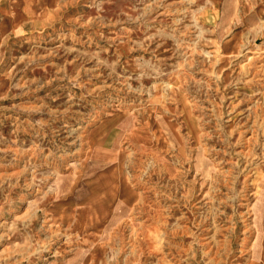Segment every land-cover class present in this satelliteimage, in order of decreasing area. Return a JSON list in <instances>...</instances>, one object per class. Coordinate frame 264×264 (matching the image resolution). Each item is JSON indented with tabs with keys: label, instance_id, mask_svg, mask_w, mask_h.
<instances>
[{
	"label": "rangeland",
	"instance_id": "obj_1",
	"mask_svg": "<svg viewBox=\"0 0 264 264\" xmlns=\"http://www.w3.org/2000/svg\"><path fill=\"white\" fill-rule=\"evenodd\" d=\"M263 213L264 0H0V264H264Z\"/></svg>",
	"mask_w": 264,
	"mask_h": 264
},
{
	"label": "bare ground",
	"instance_id": "obj_2",
	"mask_svg": "<svg viewBox=\"0 0 264 264\" xmlns=\"http://www.w3.org/2000/svg\"><path fill=\"white\" fill-rule=\"evenodd\" d=\"M209 3V2H208ZM263 103V102H262ZM197 122V121H196ZM198 125V124H197ZM118 161V160H117ZM118 164V163H117ZM112 165V164H111ZM114 165V164H113ZM109 167V166H108ZM112 167V166H111ZM121 167V166H120ZM120 167H119V169H120ZM113 168V167H112ZM108 169V168H107ZM106 169V170H107ZM102 173V172H101ZM118 175V174H117ZM114 176V175H113ZM71 177H72V175H71ZM118 178H119V176H118ZM119 180V179H118ZM117 181V180H116ZM263 185V184H262ZM67 186V185H66ZM70 188V187H69ZM118 191H119V189H118ZM103 193V192H102ZM101 193V194H102ZM73 197V196H72ZM258 198V197H257ZM259 200V199H258ZM259 202V201H258ZM76 206V205H75ZM81 206V205H80ZM85 207H87V206H85ZM118 207V206H117ZM114 208V207H113ZM108 209V208H107ZM64 212H66L65 210H64ZM259 212V211H258ZM260 213V212H259ZM65 214V213H64ZM109 214V213H108ZM115 214V213H114ZM68 215V214H67ZM118 215V214H117ZM258 215V214H257ZM263 215H264V213H263ZM260 216V215H259ZM252 218V217H251ZM109 219V218H108ZM262 219H263V216H262ZM91 220V219H90ZM89 220V221H90ZM105 220V219H104ZM116 221V220H115ZM257 221H259V220H257ZM91 222V221H90ZM109 224H110V222H109ZM234 224V223H233ZM259 225V224H258ZM258 225H257V227H258ZM108 226V225H107ZM87 228V227H86ZM254 228V227H253ZM236 229V228H235ZM262 229V228H261ZM232 230H233V228H232ZM263 230V229H262ZM258 243V242H257ZM255 246H256V244H255ZM258 246H259V244H258ZM255 251V250H254ZM256 253V252H255ZM254 257V256H253Z\"/></svg>",
	"mask_w": 264,
	"mask_h": 264
}]
</instances>
